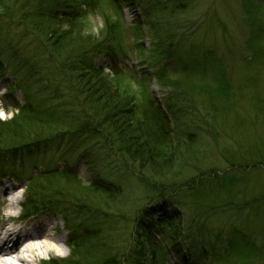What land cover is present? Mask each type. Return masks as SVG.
I'll return each mask as SVG.
<instances>
[{
	"label": "trees",
	"instance_id": "obj_1",
	"mask_svg": "<svg viewBox=\"0 0 264 264\" xmlns=\"http://www.w3.org/2000/svg\"><path fill=\"white\" fill-rule=\"evenodd\" d=\"M80 2L86 3L93 10L99 9L100 0H0V23H6L8 31L15 36L10 40L0 36V55L7 52V58L3 57L4 62L0 65L8 67L6 69L12 79L9 91H21L23 100L21 104L14 102L15 108L19 109L18 115L9 121L0 120V174L11 170L20 155L36 153L51 137L85 130L91 137L103 140L104 144L100 147L104 145L119 159L117 161L122 168H131L138 174L135 178L141 185L149 187L147 193L157 195L163 192L155 184L158 182L157 177L164 184L165 179L174 182L171 173L177 174L185 182H190L194 178L193 174H197L198 182L190 187L191 192H196L198 196L204 191L210 199L208 203L196 205L201 209L199 213L222 217V224L229 221L232 223L228 237L217 232L209 234L187 223L183 209L173 200L175 211L163 214L162 219L152 218V227L142 226L139 219L137 233L132 234L134 230L128 227L126 241H131L129 246L124 244V253L121 255L113 253L108 257L104 247L90 248L91 241L76 240V246L85 248L78 249L80 254H86L89 248L97 253V258H89L88 261L97 260V264H164L168 248L173 244L178 255H182L191 264H264V220L261 225H256L253 219L258 209L264 218V189L261 190L262 186L261 191H252L246 182H241L244 176L262 169L260 166L264 164L260 165V160H242L238 153L235 158L223 157L225 163H230L228 169L216 173V169L213 171L209 168L212 172L203 175L204 171L198 172L201 165L194 163V167L188 161L194 157V153L185 148L179 149L175 141H179L178 132L187 133L191 123L198 124V119L185 116L187 122H178L172 116L169 121L157 101L147 95L143 97V106L140 107L134 100L135 93L130 85L123 80H106L92 64V59L101 50L112 44L118 48L120 40H116L119 36V20L113 19L112 13L119 14L116 10L122 4L137 5L141 9L137 25H145L149 33L154 35L157 39L155 48L160 55L179 61L182 59L181 51L187 52L179 66L183 72L192 76L196 86L185 87L184 91L192 92L203 86L212 96L227 98V93L232 92L239 98L242 96L241 88L249 87L254 91V106L264 120V74L254 83H251V76L240 75L236 91H232L227 83L228 75L237 65L254 67L256 74L264 69V0H239L242 15L234 16L233 29L240 33L246 32V38L242 41L239 39L238 44H232L231 48L236 54L229 53L231 60H226L225 64L230 65L231 69L225 70L221 68L223 57L213 62L216 52L205 49L204 41H194L196 31L205 33V28L189 18L188 13L191 10L197 12L198 9V16H202L207 11H202L198 6L194 8L196 3L192 0H105L107 11L111 12L104 14L107 15L104 17V27L100 31L101 35L96 38L88 33L86 14L75 12L74 7H78ZM184 16L187 18L182 19ZM225 19L227 22L230 20L228 15H225ZM26 31L28 34L23 35ZM30 37L41 39L46 55H43L42 48L38 49L30 43L23 44ZM225 39L227 43L232 40L229 35H225ZM216 46L219 53L223 51L222 44ZM171 51L173 54H170ZM223 54L226 57L224 51ZM51 57L59 59L63 64L64 81L54 82L42 77L36 59L40 58L43 66L50 63ZM60 84L68 86L72 91L65 102L66 94L62 91L65 88ZM175 85L179 84L174 80ZM58 91L64 95L62 105L58 103ZM184 91L181 88L177 99H184V94L189 93ZM68 107L78 108V111L69 114L64 111ZM166 109L173 114L176 108L172 103H167ZM210 136L217 139L215 133ZM185 142L187 149H194L188 145L189 141ZM189 167L194 170L193 174L184 175ZM145 173L154 179L152 185L149 180L144 182L140 177V174ZM115 176L121 187L120 194H125L123 184L127 179L120 173ZM144 177L147 178V175ZM45 180H48V184L54 181L47 174ZM67 180L72 182L71 179ZM101 184V187L93 186V190L103 192L110 198L111 190L105 187L107 181ZM35 187L33 185V190L28 192L25 204L27 209L50 203H40L38 199L42 197L54 199L60 195L58 192L47 195L36 193ZM221 194L224 196L221 197ZM145 211L144 205L139 216H146ZM199 217L201 219L203 216ZM199 232L203 233V239H200ZM88 233L95 238V233ZM157 235L162 239L160 247L156 246ZM50 264L57 262L51 260Z\"/></svg>",
	"mask_w": 264,
	"mask_h": 264
},
{
	"label": "rangeland",
	"instance_id": "obj_2",
	"mask_svg": "<svg viewBox=\"0 0 264 264\" xmlns=\"http://www.w3.org/2000/svg\"><path fill=\"white\" fill-rule=\"evenodd\" d=\"M105 0H100L99 9L98 11L91 12L90 13V19L86 18L87 28L89 30V34L96 38L97 36H100V31L103 29V27H100V20L102 17L100 15L107 14L109 11H107V7L104 4ZM205 2V5H211L212 10L214 11V15L217 19H221L225 15H228L230 20L227 24L228 29L233 30V22L235 21L234 16L237 15V17L242 15L241 12V6L239 0H203ZM213 2V4H210ZM220 6H223V8H219ZM113 19L117 18V20L121 21L124 18V24L125 28L127 29V32L129 34V43L131 47H128L126 49L127 55L129 58L126 60L129 64L132 63L136 68L139 69L142 73L144 72L145 75H147L148 80V88L153 91V93L156 95L158 99H161L163 94V90L159 88V86L155 83V80L153 77H151V73L153 71V60L151 59L150 51L152 49L151 46V39L146 35L145 28H142L141 31L143 32L142 35H140L139 40L143 42V55L139 54V50L133 46V43L135 40L132 36V27L130 26V18L127 15L126 9L122 8L121 13L115 15L113 14ZM198 13H194L191 11L190 17L191 18H203L204 21V28L208 30V36L214 38V28L215 23L210 20L207 15L198 16ZM103 21V19H102ZM104 26V23H103ZM99 28L98 33L95 31V29ZM202 36V32H198L195 34L196 37ZM150 42V43H148ZM125 57H122V59ZM55 64V63H53ZM56 65V64H55ZM105 74V75H104ZM103 75H101L106 80L113 79L114 76L110 75L109 73L104 72ZM264 74L263 70H259L258 76ZM121 77V76H120ZM123 79H126L122 77ZM124 81V80H123ZM236 79L234 80V82ZM126 83V81H124ZM233 82V84H234ZM128 84V83H127ZM232 84V85H233ZM157 85V86H156ZM138 88V87H136ZM0 89H4V82L0 79ZM133 91L138 92L139 89H133ZM201 94V96L198 95ZM197 93V99L195 100L197 105L200 108V111L197 112L199 115L201 112H204L206 109L205 101L204 99L208 97V92H206L204 89L199 88ZM244 95L239 99L236 100L235 98L228 97V98H220V103L215 99L212 98L210 102H207L209 107V113L205 115L204 119L207 120V123H200L202 127H204L206 130H212V133L217 132L219 134L218 144L216 145L212 141V137L206 135V139L209 140L210 143L200 142V144L197 145V149H191L186 148V142L183 137L179 136L177 134V137L179 138L178 144L179 149L184 150V148L187 151L193 152L194 157L190 158L189 160H195L199 159L200 164L202 165H216V166H222L223 165V157L226 156L228 158H235L237 154L239 153V156L242 160H260L258 163L264 164V143L263 145L261 142H264V120L262 119L259 112L256 110V107L254 106L253 99L251 98L252 94L249 90H246ZM17 99H20L19 95H16ZM0 102L3 103V106H9V103L7 99L2 100L0 99ZM196 136V135H194ZM197 138V136H196ZM202 138V137H201ZM198 138V139H201ZM197 140V139H194ZM258 144L257 146H254ZM254 146V147H253ZM221 160V161H220ZM73 163H76V168L78 173L86 178L93 177V172L87 168L86 165H84V162L82 160L76 161L73 160ZM262 169H257L254 173H252L249 176H244L243 181L246 182V185L249 186V188L252 191L258 192L261 188V190L264 189V165L260 166ZM173 174H171L172 176ZM89 178V179H90ZM4 181L5 184H11L12 182H9L10 180L4 179L0 180ZM14 184V183H12ZM241 184V183H240ZM19 185V184H18ZM15 185L16 188H18ZM133 190L131 191V194H134V198L136 199V194H138V190L135 189L134 185L132 186ZM260 190V191H261ZM2 195L6 196L7 194ZM96 195V193H94ZM138 196V195H137ZM224 195L221 194V197ZM69 198V195H68ZM93 204L99 207V204L96 203L95 199H91ZM187 202H191L197 206H200L204 203L210 202L209 196L206 192H200L198 196H196L192 200H187ZM261 201L258 202V207H260ZM114 212L117 211L115 207L111 208ZM259 215V216H258ZM54 220L57 222L58 226H61V220L59 217L53 216ZM103 219V218H102ZM254 223L256 225H261L263 223L264 218L260 216L259 209L257 212V215L255 216ZM260 220V222H259ZM119 221V220H118ZM117 221V222H118ZM114 230L117 231L115 234L111 233L108 229L104 228L103 233H101L100 236L97 237L96 240H94L90 246V248H103L105 253H111L112 251L118 250L119 246L121 245L123 235L124 233L123 226L115 224ZM65 237L66 234L62 233ZM67 238V237H66ZM80 251H75V257H80L83 259L84 264H97V260L94 262L88 261L89 258H97V253L92 252L91 250L88 251L86 254H80ZM104 253V254H105ZM264 255V253H263ZM87 261V262H86Z\"/></svg>",
	"mask_w": 264,
	"mask_h": 264
},
{
	"label": "clouds",
	"instance_id": "obj_3",
	"mask_svg": "<svg viewBox=\"0 0 264 264\" xmlns=\"http://www.w3.org/2000/svg\"><path fill=\"white\" fill-rule=\"evenodd\" d=\"M100 27H103V21L100 20ZM98 33L99 28L95 29ZM6 89H0V96ZM19 114L18 108L5 110L3 103L0 102V120L9 121ZM26 186L18 187L10 191L6 196L2 195L3 189L0 188V220L6 221L0 225V245L9 238L15 240L17 234L23 236L21 231L22 223H16L23 212V200L25 199ZM62 226V222H61ZM10 246V244H9ZM72 253L71 247L64 242H55L50 239L28 241L24 243L18 251L13 254L0 253V264H41L42 261H50L53 257L67 258Z\"/></svg>",
	"mask_w": 264,
	"mask_h": 264
},
{
	"label": "bare ground",
	"instance_id": "obj_4",
	"mask_svg": "<svg viewBox=\"0 0 264 264\" xmlns=\"http://www.w3.org/2000/svg\"><path fill=\"white\" fill-rule=\"evenodd\" d=\"M242 36H246V32L242 33ZM246 44L247 41L245 40ZM221 66L222 69H231L230 65H227L225 63H222ZM252 94L251 98L254 99V91L249 90ZM245 93V91L241 92V94ZM244 95V94H243ZM212 98H215L219 103L220 98L218 96H209L205 98L206 102H210ZM207 132L205 130H198L194 131V134L197 136V142H192L188 140V145L194 149H197V145L200 144V142L210 143L208 139H206ZM208 135V134H207ZM202 137V138H201ZM201 138V139H198ZM213 143L216 145L218 144V140L211 138ZM10 191H13L11 188H6L5 192L9 193ZM27 221V220H26ZM25 221H19L16 219V223H22L24 224ZM3 223H6V221L0 220V225ZM22 232L25 234L23 236L17 234L16 239H11V234L9 235V238L4 241L3 245H0V253L3 254H13L26 242L28 241H36V240H42V239H50L55 242H65L64 236L61 234L60 227L57 226L56 223L50 222L49 220H46L44 223H40L37 225H24L21 229ZM10 244V246H9Z\"/></svg>",
	"mask_w": 264,
	"mask_h": 264
}]
</instances>
